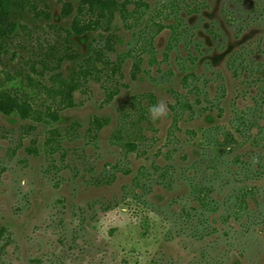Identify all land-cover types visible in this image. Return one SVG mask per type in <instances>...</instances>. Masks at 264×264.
<instances>
[{
    "label": "rangeland",
    "instance_id": "obj_1",
    "mask_svg": "<svg viewBox=\"0 0 264 264\" xmlns=\"http://www.w3.org/2000/svg\"><path fill=\"white\" fill-rule=\"evenodd\" d=\"M30 2L0 14V90L46 111L66 55L80 89L52 127L0 114V264H264V0H120L82 36L78 0ZM202 186L216 244L185 223Z\"/></svg>",
    "mask_w": 264,
    "mask_h": 264
},
{
    "label": "trees",
    "instance_id": "obj_2",
    "mask_svg": "<svg viewBox=\"0 0 264 264\" xmlns=\"http://www.w3.org/2000/svg\"><path fill=\"white\" fill-rule=\"evenodd\" d=\"M79 1V16L73 22L72 28L69 31L70 34L74 36H82L90 33L92 30L99 28V24L102 19H113L115 11L120 7L126 5V2L121 3L120 0H78ZM32 5L30 0H0V14L3 12L8 13L11 6L24 8L25 6ZM85 10L89 12L90 15H97L96 21H92L88 23H82L81 18L84 16ZM110 20V21H111ZM109 21V22H110ZM14 24H10L12 30L15 28ZM0 30L3 33L11 31L10 29L7 31L6 27L2 25L0 21ZM68 57V55L61 57L58 64V72L53 75L52 83L53 85L50 88H46V93L53 99L54 105L47 107L46 111L39 112L33 109L31 103L20 97L18 93H11L6 90H0V114L5 116H13L17 114L23 120L32 119L36 123L43 124L48 127H52L58 124L61 120L60 112L65 111L67 109H71L75 106L74 98L75 92L80 89V81L79 76L72 75L70 77H66L60 71L61 64ZM107 124L108 122H103L99 119H96V125L99 130L102 129L103 124ZM126 149L131 151H136L137 147L134 143H128L126 145ZM194 186V185H192ZM211 187V188H210ZM202 186L199 190H194L192 195L194 196L193 202L197 203L200 206V209L197 207L192 209L194 213L193 215L184 214L187 218L185 223L192 225L194 220L196 219L201 227V230L195 233L200 234L202 243H205L207 237L216 236L218 239L215 240L216 244L219 241V238L224 235L227 236V233L221 231L220 228L216 227L215 224L217 221H213L209 223V218L206 216L208 211L212 213H216L218 209V203L215 199H212L211 196L214 192L212 186ZM239 204V210L234 211L233 214L229 215L225 220H223L222 225L225 226L230 218L235 220H240V211L243 208L242 204ZM217 208V209H215ZM247 210V205H246ZM183 211H187V209H183ZM191 213V212H189ZM210 217V216H209ZM221 219V218H219ZM221 233V234H220ZM208 248V247H202ZM212 258L215 261V264H223V262L213 256H209L208 258ZM200 259L204 264H210L209 260L207 262L206 250H202V254L200 255ZM212 264V263H211Z\"/></svg>",
    "mask_w": 264,
    "mask_h": 264
},
{
    "label": "clouds",
    "instance_id": "obj_3",
    "mask_svg": "<svg viewBox=\"0 0 264 264\" xmlns=\"http://www.w3.org/2000/svg\"><path fill=\"white\" fill-rule=\"evenodd\" d=\"M168 107L165 101L159 100L154 104L149 105L147 109L148 117L152 121H160L166 119L168 116ZM250 163L252 167H256L262 163L261 157L259 155L253 154L250 158ZM21 186L26 185V180H21Z\"/></svg>",
    "mask_w": 264,
    "mask_h": 264
}]
</instances>
